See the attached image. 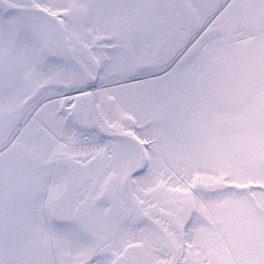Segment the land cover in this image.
Returning a JSON list of instances; mask_svg holds the SVG:
<instances>
[{
	"label": "snow or ice",
	"instance_id": "1",
	"mask_svg": "<svg viewBox=\"0 0 264 264\" xmlns=\"http://www.w3.org/2000/svg\"><path fill=\"white\" fill-rule=\"evenodd\" d=\"M0 264H264V0H0Z\"/></svg>",
	"mask_w": 264,
	"mask_h": 264
}]
</instances>
